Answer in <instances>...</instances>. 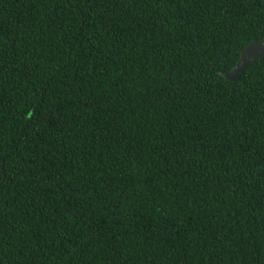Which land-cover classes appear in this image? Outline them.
Returning a JSON list of instances; mask_svg holds the SVG:
<instances>
[{
    "label": "trees",
    "instance_id": "trees-1",
    "mask_svg": "<svg viewBox=\"0 0 264 264\" xmlns=\"http://www.w3.org/2000/svg\"><path fill=\"white\" fill-rule=\"evenodd\" d=\"M264 0H0V264H264Z\"/></svg>",
    "mask_w": 264,
    "mask_h": 264
},
{
    "label": "water",
    "instance_id": "water-1",
    "mask_svg": "<svg viewBox=\"0 0 264 264\" xmlns=\"http://www.w3.org/2000/svg\"><path fill=\"white\" fill-rule=\"evenodd\" d=\"M262 56H264V37L244 46L240 50L239 58L235 65L227 71L220 72V75L229 81H238L250 64Z\"/></svg>",
    "mask_w": 264,
    "mask_h": 264
}]
</instances>
